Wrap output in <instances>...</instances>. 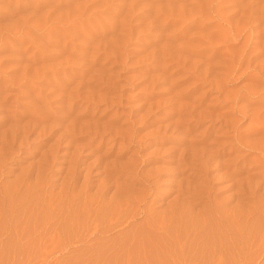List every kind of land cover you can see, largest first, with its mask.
I'll use <instances>...</instances> for the list:
<instances>
[{"label":"rangeland","instance_id":"obj_1","mask_svg":"<svg viewBox=\"0 0 264 264\" xmlns=\"http://www.w3.org/2000/svg\"><path fill=\"white\" fill-rule=\"evenodd\" d=\"M161 250L264 264V0H0V264Z\"/></svg>","mask_w":264,"mask_h":264},{"label":"bare ground","instance_id":"obj_2","mask_svg":"<svg viewBox=\"0 0 264 264\" xmlns=\"http://www.w3.org/2000/svg\"><path fill=\"white\" fill-rule=\"evenodd\" d=\"M179 204H180V203H179ZM176 205H177V204H176ZM176 207H177V206H176ZM174 211H175V206H172V207L170 208V211L168 212L169 215H168L167 213H165L164 215H162V218H161V219L163 220V223L166 222V220H165L166 218H169L168 220L173 219V217H174ZM166 214H167V215H166ZM184 216H185V215H184ZM177 217H178V216H177ZM205 217H206V216H205ZM205 217H204V218H205ZM207 217H208V214H207ZM182 218H183V217H182ZM201 218H202V216H201ZM208 218H209V217H208ZM259 218H260V217H259ZM175 219H176V217H175ZM177 219L179 220V218H177ZM197 219H198V218H197ZM185 220H186V218H185ZM193 220H194V219H193ZM202 220H204V219L202 218ZM202 220H201V221H202ZM207 220H208V219H207ZM222 220H223V219H222ZM171 221H172V220H171ZM173 221H174V220H173ZM176 221H177V220H176ZM187 221H188V219H187ZM259 221H260V220H259ZM167 222H168V221H167ZM205 222H206V221H205ZM260 222H261V221H260ZM169 223H170V222H169ZM186 223H189V222H186ZM166 224H167V223H166ZM184 224H185V223H184ZM261 224H262V223H261ZM188 225H190V223H189ZM188 225H187V227H188ZM171 226H172V223H171ZM184 226H185V225H184ZM207 226H208V225H207ZM164 227H165V225H164ZM192 227H193V226H192ZM174 228H175V227H174ZM174 228L172 227V229H174ZM172 229H170V231H169V230H167V228L165 227V228H164V230H165L164 232H165V233H168L167 235L170 236V234L173 233V232H171ZM179 229H180V228H178V230H179ZM191 229H192V231H193V228H191ZM178 230H177V233H178ZM188 231H189V228H188ZM188 231H187V232H188ZM205 231H206V230H205ZM175 232H176V231H175ZM183 232H185V231L183 230ZM177 233H176V234H177ZM193 233H194V231H193ZM202 233H203V232H202ZM173 234H174V233H173ZM191 234H192V233H191ZM203 234H204V233H203ZM177 235H178V238H182V236H181L182 234L179 233V234H177ZM179 235H180L181 237H180ZM204 236H205V235H204ZM186 239H187V237H186ZM178 240H179V239H178ZM180 240H181V239H180ZM183 241H184V240H183Z\"/></svg>","mask_w":264,"mask_h":264},{"label":"crops","instance_id":"obj_3","mask_svg":"<svg viewBox=\"0 0 264 264\" xmlns=\"http://www.w3.org/2000/svg\"><path fill=\"white\" fill-rule=\"evenodd\" d=\"M163 229H164V227H163ZM163 231H165V230H163ZM167 234H168V233H165V232H164V236H168ZM170 235H171V234H170ZM168 237L170 238V236H168ZM161 254H162V256H161V262H159V263H157V264H169V263H167L166 259L164 258V256H165V252H164V250H161ZM162 257H163V258H162ZM189 261H190V260H189ZM187 262H188V261H187ZM140 264H150V263H149L148 259L144 258Z\"/></svg>","mask_w":264,"mask_h":264}]
</instances>
